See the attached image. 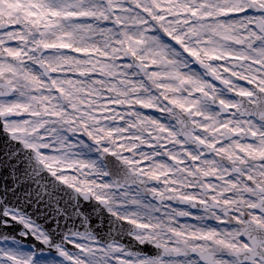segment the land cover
Instances as JSON below:
<instances>
[{"label": "snow or ice", "instance_id": "6c2138e0", "mask_svg": "<svg viewBox=\"0 0 264 264\" xmlns=\"http://www.w3.org/2000/svg\"><path fill=\"white\" fill-rule=\"evenodd\" d=\"M0 264H264V0H0Z\"/></svg>", "mask_w": 264, "mask_h": 264}]
</instances>
